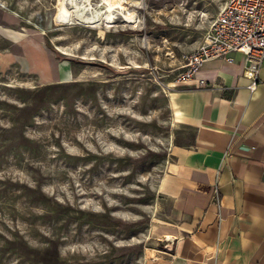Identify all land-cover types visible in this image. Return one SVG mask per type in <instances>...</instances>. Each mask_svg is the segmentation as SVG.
I'll return each mask as SVG.
<instances>
[{"label":"rangeland","instance_id":"obj_1","mask_svg":"<svg viewBox=\"0 0 264 264\" xmlns=\"http://www.w3.org/2000/svg\"><path fill=\"white\" fill-rule=\"evenodd\" d=\"M224 2L65 23L58 0H0V264H146L184 144L174 77Z\"/></svg>","mask_w":264,"mask_h":264},{"label":"crops","instance_id":"obj_2","mask_svg":"<svg viewBox=\"0 0 264 264\" xmlns=\"http://www.w3.org/2000/svg\"><path fill=\"white\" fill-rule=\"evenodd\" d=\"M230 57L173 89L184 144L158 184L171 204L146 264H264V61L250 86L244 55Z\"/></svg>","mask_w":264,"mask_h":264},{"label":"built area","instance_id":"obj_3","mask_svg":"<svg viewBox=\"0 0 264 264\" xmlns=\"http://www.w3.org/2000/svg\"><path fill=\"white\" fill-rule=\"evenodd\" d=\"M233 52L244 55L243 73L251 80L250 86H254L259 67L264 61V0H225L202 41L184 55V62L174 82L178 84L193 78L205 60L221 58L231 61L230 54ZM217 188L216 180L213 187L215 198Z\"/></svg>","mask_w":264,"mask_h":264},{"label":"bare ground","instance_id":"obj_4","mask_svg":"<svg viewBox=\"0 0 264 264\" xmlns=\"http://www.w3.org/2000/svg\"><path fill=\"white\" fill-rule=\"evenodd\" d=\"M125 3L126 0H95L94 3L93 0H58L57 17L65 23L73 20L92 22L112 11L118 13L124 22L135 21L136 11L127 7ZM176 119L174 117L173 122Z\"/></svg>","mask_w":264,"mask_h":264},{"label":"water","instance_id":"obj_5","mask_svg":"<svg viewBox=\"0 0 264 264\" xmlns=\"http://www.w3.org/2000/svg\"><path fill=\"white\" fill-rule=\"evenodd\" d=\"M165 239H168L167 237H165Z\"/></svg>","mask_w":264,"mask_h":264}]
</instances>
